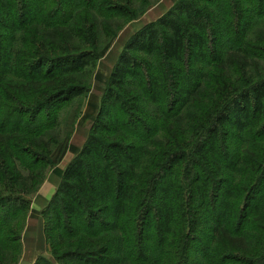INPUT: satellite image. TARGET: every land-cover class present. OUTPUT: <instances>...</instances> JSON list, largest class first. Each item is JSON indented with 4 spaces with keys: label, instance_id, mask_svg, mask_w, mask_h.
I'll return each instance as SVG.
<instances>
[{
    "label": "trees",
    "instance_id": "1",
    "mask_svg": "<svg viewBox=\"0 0 264 264\" xmlns=\"http://www.w3.org/2000/svg\"><path fill=\"white\" fill-rule=\"evenodd\" d=\"M171 1L105 75L130 0H0V208L73 154L30 214L57 264H264L263 0ZM80 96L77 148L57 113Z\"/></svg>",
    "mask_w": 264,
    "mask_h": 264
},
{
    "label": "rangeland",
    "instance_id": "2",
    "mask_svg": "<svg viewBox=\"0 0 264 264\" xmlns=\"http://www.w3.org/2000/svg\"><path fill=\"white\" fill-rule=\"evenodd\" d=\"M262 2L264 8V0ZM125 7L129 12L127 17H114L112 19L119 22V30L115 34L113 42L111 43V46L105 56L96 62L95 70L101 71L105 75L110 74L129 39L145 26L150 23H155L160 17L166 15L172 9L173 2L171 0H130V4ZM176 15L180 14L177 13ZM108 41L109 39L101 34L99 50H102ZM88 81L87 83L89 84ZM86 98L87 96H80L68 101L59 108L57 113V117L61 123L62 132H64L65 128H68L71 124H73V131L69 138V144L72 145L76 143L77 148L82 147L91 129L89 122L83 121L80 123V119L82 118L85 110ZM86 134L87 136L85 138ZM73 157L74 155L68 152L60 164L53 166L46 171L43 182L31 196L27 197L30 202H28L26 208L18 209L13 213H7L8 211L0 208V240L7 242L13 238V236L22 235V230L28 220L37 224L36 226H39L38 223L42 224L44 231V220L38 217L32 218L30 217V214L31 212H41L47 206L50 200L43 198L42 189L50 187L51 191L54 189L55 194L61 182L62 174L66 166L72 161ZM39 198L43 199L42 203L44 205L40 208V210H36L34 204L38 203ZM44 253L43 255L38 256L33 264H38V258L40 259L41 257L46 261H50L51 264H57L48 253L47 247L46 252Z\"/></svg>",
    "mask_w": 264,
    "mask_h": 264
},
{
    "label": "crops",
    "instance_id": "3",
    "mask_svg": "<svg viewBox=\"0 0 264 264\" xmlns=\"http://www.w3.org/2000/svg\"><path fill=\"white\" fill-rule=\"evenodd\" d=\"M86 136L87 134L85 135V138ZM72 145L77 147L76 143ZM53 194H54V189L53 191H51L50 187H45L42 189V196L44 199L47 198L48 200H50ZM39 199H38V203L34 204L36 210H40V208H42L44 205L42 203L43 199L42 198ZM36 225L37 224H34L31 220H28L23 229L21 235L22 253L18 264H33L38 256L43 255V253L46 252L45 235L42 224L38 223L39 226Z\"/></svg>",
    "mask_w": 264,
    "mask_h": 264
}]
</instances>
